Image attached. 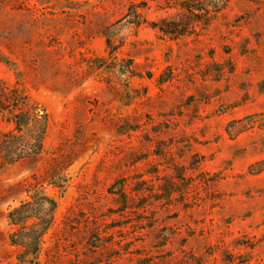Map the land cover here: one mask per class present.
Here are the masks:
<instances>
[{
	"label": "rangeland",
	"instance_id": "obj_1",
	"mask_svg": "<svg viewBox=\"0 0 264 264\" xmlns=\"http://www.w3.org/2000/svg\"><path fill=\"white\" fill-rule=\"evenodd\" d=\"M3 89L0 264H264V0H0Z\"/></svg>",
	"mask_w": 264,
	"mask_h": 264
},
{
	"label": "trees",
	"instance_id": "obj_2",
	"mask_svg": "<svg viewBox=\"0 0 264 264\" xmlns=\"http://www.w3.org/2000/svg\"><path fill=\"white\" fill-rule=\"evenodd\" d=\"M165 27L162 26V30L164 32H167V33H172L174 31L172 30H169V29H164ZM174 30V29H173ZM185 30V29H184ZM0 101L1 100V97L3 96V92H4V89L2 91H0ZM5 101H8L10 100L11 98L10 97H3ZM2 98V99H3ZM15 98V97H14ZM7 109H5L2 105V103L0 102V114H3L4 112H6ZM9 112V111H8ZM14 121V120H13ZM15 122V121H14ZM16 124L19 126V128L22 126L21 125V120H16ZM52 204L54 205L55 202L54 201H51ZM29 206V203H26L24 205H22V207L24 206V208L28 207ZM22 207H19V208H16L12 211L9 212L8 214V218L9 220L14 223V224H19L21 223V230L19 232H17L16 234L13 233V236H12V242H16V243H19V244H22L24 247H26L27 249H30L31 248V240H30V237H29V231L30 228H33V227H29V225L26 223V221L30 218V215L27 213L26 215H21V209ZM53 214L51 213L50 215V220L49 222L51 223L52 222V217ZM19 237H17L16 235H19Z\"/></svg>",
	"mask_w": 264,
	"mask_h": 264
}]
</instances>
